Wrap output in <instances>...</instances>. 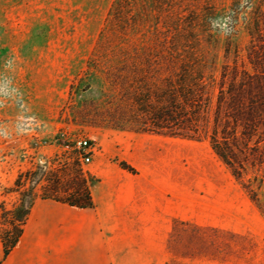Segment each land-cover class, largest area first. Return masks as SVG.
I'll list each match as a JSON object with an SVG mask.
<instances>
[{
  "label": "rangeland",
  "instance_id": "rangeland-1",
  "mask_svg": "<svg viewBox=\"0 0 264 264\" xmlns=\"http://www.w3.org/2000/svg\"><path fill=\"white\" fill-rule=\"evenodd\" d=\"M117 1L0 0V212L80 174L93 185L76 144L89 138L93 161L167 171L169 196L191 209L169 238L176 261L264 264V168L237 180L208 140L139 131L147 103L166 104L180 72L174 55L154 47L181 38L196 45L192 58L206 61L207 74L235 63L252 71L264 0H123L120 18Z\"/></svg>",
  "mask_w": 264,
  "mask_h": 264
},
{
  "label": "crops",
  "instance_id": "crops-1",
  "mask_svg": "<svg viewBox=\"0 0 264 264\" xmlns=\"http://www.w3.org/2000/svg\"><path fill=\"white\" fill-rule=\"evenodd\" d=\"M125 161L135 173L106 157L92 162V208L36 198L6 258L0 239V264H190L168 244L174 222L190 220V204L169 196L167 171Z\"/></svg>",
  "mask_w": 264,
  "mask_h": 264
},
{
  "label": "trees",
  "instance_id": "trees-1",
  "mask_svg": "<svg viewBox=\"0 0 264 264\" xmlns=\"http://www.w3.org/2000/svg\"><path fill=\"white\" fill-rule=\"evenodd\" d=\"M166 1L170 0H161L162 4ZM123 10L124 1H117L114 16L120 18ZM154 48H165L174 55L180 72L176 75L175 86L166 93V104H162L161 96L157 97L159 106H153L151 101L147 103L148 122L139 131L198 142L208 140L237 180L243 179L249 167L263 169L264 45L253 43L248 51L252 71L237 63L227 64L222 67L219 77L205 72V60L202 63L192 58L197 47L184 39L178 38L169 45L160 44ZM188 55L190 59L185 60ZM203 67L204 75L196 72ZM120 166L136 172L126 162H120ZM19 180L16 187L20 186ZM72 184L57 181L41 198L78 208L94 207L91 184L81 174ZM34 201L26 208L23 204L13 210L1 207L0 225L14 215L8 221L12 230L0 232L4 258L22 237Z\"/></svg>",
  "mask_w": 264,
  "mask_h": 264
},
{
  "label": "built area",
  "instance_id": "built-area-1",
  "mask_svg": "<svg viewBox=\"0 0 264 264\" xmlns=\"http://www.w3.org/2000/svg\"><path fill=\"white\" fill-rule=\"evenodd\" d=\"M76 144L80 155V161L83 165H90L93 162L94 156L97 154L95 143L89 138H81Z\"/></svg>",
  "mask_w": 264,
  "mask_h": 264
}]
</instances>
